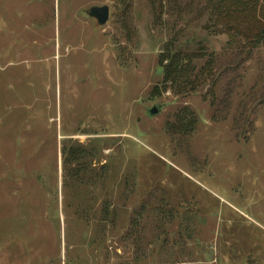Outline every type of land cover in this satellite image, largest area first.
I'll return each instance as SVG.
<instances>
[{
	"label": "rangeland",
	"instance_id": "1",
	"mask_svg": "<svg viewBox=\"0 0 264 264\" xmlns=\"http://www.w3.org/2000/svg\"><path fill=\"white\" fill-rule=\"evenodd\" d=\"M221 28L208 0H0V264H264V45Z\"/></svg>",
	"mask_w": 264,
	"mask_h": 264
},
{
	"label": "trees",
	"instance_id": "2",
	"mask_svg": "<svg viewBox=\"0 0 264 264\" xmlns=\"http://www.w3.org/2000/svg\"><path fill=\"white\" fill-rule=\"evenodd\" d=\"M264 0H208L217 24L223 25L222 32L231 40L242 39L244 48L252 51L264 45V14L261 11ZM162 9V3H160ZM189 54L173 52L167 47L160 55L163 65L162 88L173 85L184 69Z\"/></svg>",
	"mask_w": 264,
	"mask_h": 264
},
{
	"label": "water",
	"instance_id": "3",
	"mask_svg": "<svg viewBox=\"0 0 264 264\" xmlns=\"http://www.w3.org/2000/svg\"><path fill=\"white\" fill-rule=\"evenodd\" d=\"M86 14L95 19L99 25H105L110 18V7L108 5L92 6L86 10ZM158 112L156 107L149 110V114L153 115Z\"/></svg>",
	"mask_w": 264,
	"mask_h": 264
}]
</instances>
